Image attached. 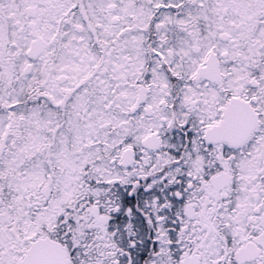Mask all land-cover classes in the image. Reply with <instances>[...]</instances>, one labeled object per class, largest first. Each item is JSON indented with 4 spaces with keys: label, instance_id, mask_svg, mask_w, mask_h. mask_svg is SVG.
Instances as JSON below:
<instances>
[{
    "label": "snow or ice",
    "instance_id": "1",
    "mask_svg": "<svg viewBox=\"0 0 264 264\" xmlns=\"http://www.w3.org/2000/svg\"><path fill=\"white\" fill-rule=\"evenodd\" d=\"M0 264H264V0H0Z\"/></svg>",
    "mask_w": 264,
    "mask_h": 264
}]
</instances>
